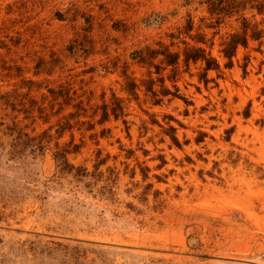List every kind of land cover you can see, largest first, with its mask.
Masks as SVG:
<instances>
[{
  "label": "rangeland",
  "instance_id": "rangeland-1",
  "mask_svg": "<svg viewBox=\"0 0 264 264\" xmlns=\"http://www.w3.org/2000/svg\"><path fill=\"white\" fill-rule=\"evenodd\" d=\"M209 9L0 0V264H264V12Z\"/></svg>",
  "mask_w": 264,
  "mask_h": 264
},
{
  "label": "trees",
  "instance_id": "trees-1",
  "mask_svg": "<svg viewBox=\"0 0 264 264\" xmlns=\"http://www.w3.org/2000/svg\"><path fill=\"white\" fill-rule=\"evenodd\" d=\"M208 4H210V13L216 14L219 17L222 15L226 14H233L243 7H246V5H250L251 8H255L258 13H263L264 12V0H207ZM242 28L240 32L233 33L229 36V39L223 43V48L221 52L223 55L229 59V61L226 63V65L231 64V57L234 55L235 50L238 45L246 46L247 45V38H248V31H250L249 36L252 39H259L261 37V32L260 30H257L254 25H251L250 22L246 20V18H242ZM144 50L138 51V58L140 61L144 62L147 59L152 58L153 56L157 55V51L154 50H149L147 53V57L143 55ZM166 57H171L168 60H165L167 64H176L177 59H178V53H171L166 56ZM201 60L205 63L204 69H218L219 64L216 59L213 57L207 56L205 54V50L201 47H191L187 49L184 52V60L187 62L188 60ZM132 87L135 85L134 83L131 84ZM136 86V85H135ZM129 89V88H128ZM50 92L54 93V90H50ZM62 92L58 93L61 94ZM63 103H68V102H63ZM81 105L77 104L76 107L80 108ZM83 109V108H81ZM103 112L101 113V118L99 119V122L105 121L109 113L107 111V105L104 104L102 106ZM66 150L63 151H58L54 155L56 159L62 160V162H66Z\"/></svg>",
  "mask_w": 264,
  "mask_h": 264
}]
</instances>
